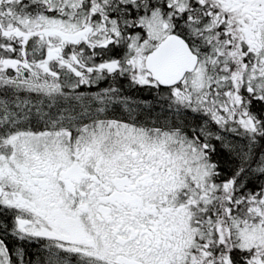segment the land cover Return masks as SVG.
I'll return each instance as SVG.
<instances>
[{"label": "snow or ice", "instance_id": "snow-or-ice-1", "mask_svg": "<svg viewBox=\"0 0 264 264\" xmlns=\"http://www.w3.org/2000/svg\"><path fill=\"white\" fill-rule=\"evenodd\" d=\"M0 264H264V0H0Z\"/></svg>", "mask_w": 264, "mask_h": 264}]
</instances>
